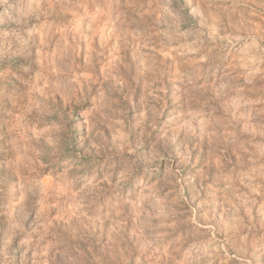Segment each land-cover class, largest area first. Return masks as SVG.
<instances>
[{
  "label": "clouds",
  "instance_id": "clouds-1",
  "mask_svg": "<svg viewBox=\"0 0 264 264\" xmlns=\"http://www.w3.org/2000/svg\"><path fill=\"white\" fill-rule=\"evenodd\" d=\"M0 264H264V0H0Z\"/></svg>",
  "mask_w": 264,
  "mask_h": 264
},
{
  "label": "rangeland",
  "instance_id": "rangeland-1",
  "mask_svg": "<svg viewBox=\"0 0 264 264\" xmlns=\"http://www.w3.org/2000/svg\"><path fill=\"white\" fill-rule=\"evenodd\" d=\"M176 55H177V53H176V51H175V47H174V48L170 51V53H169V59H171L172 57H174V56H176ZM240 63H241V65H243L244 61L241 60ZM241 70H243V69H241Z\"/></svg>",
  "mask_w": 264,
  "mask_h": 264
}]
</instances>
